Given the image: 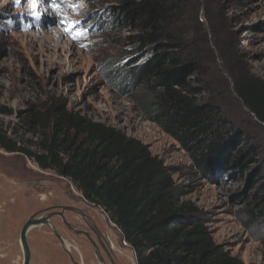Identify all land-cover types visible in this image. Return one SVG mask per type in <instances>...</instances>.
<instances>
[{"label":"rangeland","instance_id":"rangeland-1","mask_svg":"<svg viewBox=\"0 0 264 264\" xmlns=\"http://www.w3.org/2000/svg\"><path fill=\"white\" fill-rule=\"evenodd\" d=\"M35 2L39 20L29 10L32 0H0V108L8 113H0V131L21 147L39 152L37 143L47 133L40 122L52 106L122 131L171 170L175 184L187 191L181 201L192 202L202 212L216 245L242 264H264V216L250 223L247 204L241 198L245 175L241 181L223 175L224 182L219 183L195 174L180 147L140 115L136 107L140 94L124 90L128 74L121 68L125 33L109 29L112 0H56L59 13L53 11L51 0ZM73 23L75 28L70 27ZM180 26L209 74L213 96L228 121L249 135L258 161L264 160V127L238 100L233 83L240 75L264 82V0H240L239 4L234 0H186ZM81 31L85 35L73 40ZM0 173L6 176L0 178V228L8 214L22 225L35 211L73 206L84 210L90 220H102L101 227L107 222L119 242L122 264H136L120 230L69 179L2 149ZM9 179L20 185H12ZM65 218L72 227L78 222L68 213ZM51 224L80 251L69 248L74 258L82 255L88 259L83 243L59 218H53ZM45 230L32 229L27 235L34 260L44 264L48 256L53 264H70L54 236L47 238ZM14 235L8 238L12 261L18 254Z\"/></svg>","mask_w":264,"mask_h":264},{"label":"trees","instance_id":"trees-1","mask_svg":"<svg viewBox=\"0 0 264 264\" xmlns=\"http://www.w3.org/2000/svg\"><path fill=\"white\" fill-rule=\"evenodd\" d=\"M112 2L109 29L125 33L124 90L140 94V115L172 139L207 182L245 175L241 198L250 223L260 220L264 160L258 161L249 135L228 121L213 96L209 74L180 26L186 0ZM233 83L238 100L264 127V82L240 75ZM40 126L47 133L37 143L39 152L1 131L0 149L69 179L120 230L136 264H242L214 243L207 219L192 202L181 201L187 191L146 146L57 106L47 109Z\"/></svg>","mask_w":264,"mask_h":264},{"label":"flooded vegetation","instance_id":"flooded-vegetation-1","mask_svg":"<svg viewBox=\"0 0 264 264\" xmlns=\"http://www.w3.org/2000/svg\"><path fill=\"white\" fill-rule=\"evenodd\" d=\"M0 178L6 179V176L3 175V173H0ZM9 182L12 183V185L14 186L20 185V183H17L16 181H12V180L10 181V179H9ZM9 192L10 194H14L15 192H20V191H9ZM61 207L73 208L79 212L76 213V212H71V211H62L60 209ZM3 212L5 211L3 210ZM53 213L62 214L63 219L60 216L55 215L52 218H49L48 220L49 224L52 226L51 220L53 218H59L63 226L66 228V230L72 233L74 237L80 239V242L83 243L84 245L83 248L87 251L89 257L87 260H85L82 255L81 257L78 256L77 258H74L69 248H72L73 251H76L78 253H80V251H78V249H76L75 246L69 245L68 243L69 240H67L66 238H62L57 233L56 229L53 226L52 227L55 229L56 233L58 234L61 240L58 239L53 234V232L51 231L49 227L42 225V226H37V227L36 226L31 227L26 233V244L29 250L28 264H38V262L35 261L33 258L32 248L27 240V235L31 232V230L37 229V228H45L46 230L44 234L49 236L47 238L52 239L54 236V238L57 241L58 246L65 253L67 262L70 264H74L71 261V258L75 262V264H122L123 256L119 255L117 251V245L119 242L115 239V236L111 232L112 230L109 228V225L107 224V222L105 223L104 221L103 226L100 227L94 221L93 219L94 217L93 218L91 217V220H90L89 218H87L88 216L86 215V212L84 210L78 209L73 206H56V207L43 209L40 211H35L34 213H32L31 215L27 217V219L24 221L22 225L21 223L17 222L16 216H13L12 214H8L6 216L7 218H5L6 220L4 219V225H2L0 228V264H8V263L24 264V252H23V248L21 245V232H22L24 225L29 221L31 217H33V219L36 220L48 214H53ZM67 213L73 215L74 219L78 221L74 224L73 227L71 226L70 223L66 221L65 215ZM65 222L69 225L70 229L66 226ZM17 223H19V227H17L16 225ZM12 235H14V238L16 241L15 245L18 250V254L17 256H15V260L13 261L9 260L10 254L13 248H12V244L8 243L9 242L8 238H10V236ZM62 243L65 247H67L66 243L69 245L67 249L71 257H69V255L64 251L62 247ZM123 244H126V243L123 241ZM13 246H14V243H13ZM39 264H42V263H39ZM44 264H53V262L51 261V259L48 258V256H46L44 259Z\"/></svg>","mask_w":264,"mask_h":264},{"label":"water","instance_id":"water-1","mask_svg":"<svg viewBox=\"0 0 264 264\" xmlns=\"http://www.w3.org/2000/svg\"><path fill=\"white\" fill-rule=\"evenodd\" d=\"M60 209L62 211H71V212H76V213L79 212V211H77L76 209H73V208L61 207ZM55 215H58V216H60L63 219L62 214L53 213V214H48V215H46L44 217H41L39 219H36V220H34L33 217H31L29 219V221L24 225V227L22 229V232H21V245H22L23 252H24V264H28V261H29V250H28V247H27V244H26V233L31 227H35V226L37 227V226H42V225L43 226H47V227H49L51 229L53 234L58 239H60V237L56 233L55 229L48 222L49 218H52ZM65 224L70 229L69 225L66 222H65ZM62 247H63L64 251L69 255V257H71L67 247H65L63 245V243H62ZM71 261L75 264V262L72 260V258H71Z\"/></svg>","mask_w":264,"mask_h":264},{"label":"snow or ice","instance_id":"snow-or-ice-1","mask_svg":"<svg viewBox=\"0 0 264 264\" xmlns=\"http://www.w3.org/2000/svg\"><path fill=\"white\" fill-rule=\"evenodd\" d=\"M16 3H19L20 0H15ZM51 3L53 5V11L56 12V13H59L60 12V8L56 6V0H51ZM37 4L35 2V0H32V3L29 5V10L31 12V14L33 15V18L35 20H39L40 19V15L39 13L37 12ZM8 23H11V21H8ZM71 28H75L76 27V24L73 23L71 24L70 26ZM70 31V29H68ZM85 33L83 31H81L80 33L76 34V35H73L72 38L73 40H78L80 37L84 36Z\"/></svg>","mask_w":264,"mask_h":264},{"label":"bare ground","instance_id":"bare-ground-1","mask_svg":"<svg viewBox=\"0 0 264 264\" xmlns=\"http://www.w3.org/2000/svg\"><path fill=\"white\" fill-rule=\"evenodd\" d=\"M94 221L96 222V224H97L98 226L101 227V225H102V220H100L99 218L95 217V218H94ZM66 246L68 247V244H67V243H66Z\"/></svg>","mask_w":264,"mask_h":264}]
</instances>
